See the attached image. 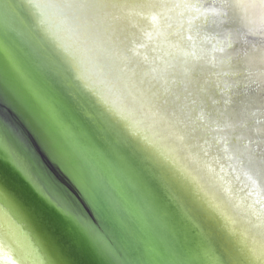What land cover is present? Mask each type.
Listing matches in <instances>:
<instances>
[{
    "label": "water",
    "instance_id": "95a60500",
    "mask_svg": "<svg viewBox=\"0 0 264 264\" xmlns=\"http://www.w3.org/2000/svg\"><path fill=\"white\" fill-rule=\"evenodd\" d=\"M221 24L234 29L237 22L228 13ZM236 32L235 68L245 82L227 104L207 88L205 104L241 122L226 129L228 148L264 191V73L249 46L264 38ZM88 84L28 0H0V232L10 215L7 195L67 264H250L216 216ZM214 195L232 204L230 196ZM227 210L256 254L253 228L245 226L243 236L239 224L246 223ZM13 236L19 253L42 258L24 234ZM2 257L14 258L0 248Z\"/></svg>",
    "mask_w": 264,
    "mask_h": 264
},
{
    "label": "bare ground",
    "instance_id": "6f19581e",
    "mask_svg": "<svg viewBox=\"0 0 264 264\" xmlns=\"http://www.w3.org/2000/svg\"><path fill=\"white\" fill-rule=\"evenodd\" d=\"M28 1L42 29L77 66L89 87L128 122L156 161L192 188L186 186L239 244L246 260L264 264V191L228 148L231 139L226 129L231 122L238 126L241 122L228 120L225 109L217 106L214 115L205 104L209 87L221 92L218 99L227 104L243 86L235 68L241 41L236 30L264 38V0H219L213 6H205L203 0ZM45 4L53 7H42ZM61 4L79 6L71 21L79 40L57 38L56 21L63 10L54 6ZM228 13L236 19L234 29L221 24ZM262 45L249 46L256 51L257 69L264 73ZM216 192L225 199L230 196L233 205L220 197L223 201L216 200ZM228 208L247 224H239L243 236L245 226L253 228L256 254L232 226ZM6 260L0 258V264Z\"/></svg>",
    "mask_w": 264,
    "mask_h": 264
},
{
    "label": "clouds",
    "instance_id": "9594fccd",
    "mask_svg": "<svg viewBox=\"0 0 264 264\" xmlns=\"http://www.w3.org/2000/svg\"><path fill=\"white\" fill-rule=\"evenodd\" d=\"M224 6L228 8L232 7V5L227 3H225ZM42 7L49 8L53 7V5L45 4ZM54 7L63 10L62 17L56 21L57 38L61 40H79L80 37L76 35L71 28L72 12L79 6L61 4L55 5ZM38 15H40L42 23H48L43 13L38 12ZM66 24L67 26H64ZM21 158L24 157L21 156ZM5 197V206L10 215L6 217V224L2 225V232H0V248L4 249L10 257L14 258L6 260L4 264H67V261L54 254L48 241L32 222L23 206L7 195H5ZM13 230L27 237L29 245L33 248V252H38L41 255L42 258L40 260H33L31 257H25L23 254L19 253L14 241Z\"/></svg>",
    "mask_w": 264,
    "mask_h": 264
},
{
    "label": "snow or ice",
    "instance_id": "6c2138e0",
    "mask_svg": "<svg viewBox=\"0 0 264 264\" xmlns=\"http://www.w3.org/2000/svg\"><path fill=\"white\" fill-rule=\"evenodd\" d=\"M57 204L60 205V206H63V202L60 199L57 200Z\"/></svg>",
    "mask_w": 264,
    "mask_h": 264
}]
</instances>
